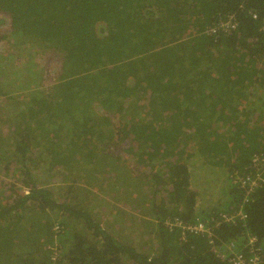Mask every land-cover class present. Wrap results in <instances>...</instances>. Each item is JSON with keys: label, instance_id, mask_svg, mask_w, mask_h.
I'll list each match as a JSON object with an SVG mask.
<instances>
[{"label": "trees", "instance_id": "16d2710c", "mask_svg": "<svg viewBox=\"0 0 264 264\" xmlns=\"http://www.w3.org/2000/svg\"><path fill=\"white\" fill-rule=\"evenodd\" d=\"M249 235L264 255V0H0V264H230Z\"/></svg>", "mask_w": 264, "mask_h": 264}, {"label": "built area", "instance_id": "2783aa9c", "mask_svg": "<svg viewBox=\"0 0 264 264\" xmlns=\"http://www.w3.org/2000/svg\"><path fill=\"white\" fill-rule=\"evenodd\" d=\"M254 18H256V15L254 16ZM237 27L238 24L236 20L233 17H230V19H228L226 22H222L221 24L216 25L215 27H211L209 29V33H216L218 30L221 29L225 30L226 32H233L237 29ZM262 181L263 178L259 175L252 179L251 177L247 179L236 178L235 180H233V183L243 188L249 187L251 191ZM235 214H237L240 219H244L246 217L242 212H237ZM220 216H222V218L228 222L234 220V218L237 219L235 215V217H233V215L226 214H221ZM168 226L180 228L181 230H183V232L188 231L197 235L207 236L209 239L212 236V231L208 227L209 223L207 222H193L186 224L175 219L168 221ZM55 229L58 230L57 227H55ZM239 247L240 246L237 242H230L225 247L223 246L222 248H220L219 255L221 258H228L230 264H261L263 262V250L259 246V242L256 236L249 235L246 240L245 246H243L244 249H247L250 252V256L244 254Z\"/></svg>", "mask_w": 264, "mask_h": 264}, {"label": "rangeland", "instance_id": "374dc122", "mask_svg": "<svg viewBox=\"0 0 264 264\" xmlns=\"http://www.w3.org/2000/svg\"><path fill=\"white\" fill-rule=\"evenodd\" d=\"M37 63L38 64H41V66H43V64L44 65H47V66H49L50 65V63L51 62H49L48 60H47V58H45L44 60H43V64H42V62H41V55L39 56V58H38V60H37ZM12 88L11 87H8V88H6V91L7 92H9V93H11L12 92ZM212 181V180H211ZM210 181V182H211ZM210 182H208L207 183V185H206V196L208 197V198H210L211 197V193H212V189H211V183ZM206 197V199H208ZM206 204V202H205V200H204V205ZM122 209H124V207H121ZM125 211H127V209H124ZM123 219H121V220H118L117 218H116V220L113 218H111L110 219V222L109 223H111L112 225H114V223H117V221L121 224V226H117L118 225V223L115 225L116 226V229H117V232L119 233V234H121V236L123 235V234H125V235H127L126 236V240H127V238H128V236H130L128 233L129 232H133L134 231V229H135V227H136V225L134 226V228H132L130 225H129V220H126V222H128V227H126L125 228V230H124V221H122ZM103 224L105 225V222H103ZM115 226H113V227H115ZM124 230V231H123ZM58 231H59V229H58ZM120 236V237H121Z\"/></svg>", "mask_w": 264, "mask_h": 264}]
</instances>
